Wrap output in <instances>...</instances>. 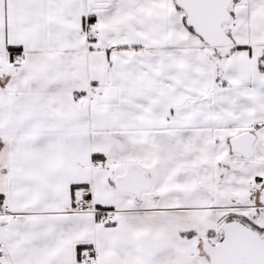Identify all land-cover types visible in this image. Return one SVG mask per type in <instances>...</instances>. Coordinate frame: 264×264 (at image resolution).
<instances>
[{"label": "snow or ice", "instance_id": "1", "mask_svg": "<svg viewBox=\"0 0 264 264\" xmlns=\"http://www.w3.org/2000/svg\"><path fill=\"white\" fill-rule=\"evenodd\" d=\"M0 264H264V0H0Z\"/></svg>", "mask_w": 264, "mask_h": 264}]
</instances>
